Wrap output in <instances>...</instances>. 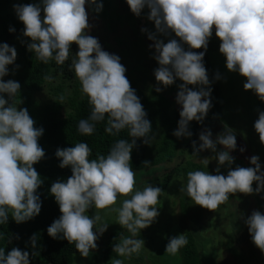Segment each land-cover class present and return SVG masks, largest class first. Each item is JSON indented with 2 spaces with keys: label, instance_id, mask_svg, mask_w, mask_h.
<instances>
[{
  "label": "clouds",
  "instance_id": "clouds-1",
  "mask_svg": "<svg viewBox=\"0 0 264 264\" xmlns=\"http://www.w3.org/2000/svg\"><path fill=\"white\" fill-rule=\"evenodd\" d=\"M126 3L137 17L147 8L146 18L154 23V32L146 28H141V32H148L147 38L153 41L149 47L154 48L153 59L159 65L154 69L155 80L164 87L173 85L177 79L182 81L176 94L181 111L173 132L175 137H191L189 122L202 123L212 107V89L203 58L213 29L220 41L219 52L225 57L226 69L244 77V90H251L264 102V0H126ZM86 5L96 13L103 8L97 0H39V3L13 5L18 20L24 25L23 36L30 40L27 49L39 61L47 64L55 60L57 64H64L69 59L71 45L78 46L71 67L91 105L90 115L79 121L78 131L92 135L96 123L107 116L105 132L115 135L128 129L131 137L130 141L118 140L106 156L97 155L95 159H89L92 150L85 142L57 148L59 167H69L71 175L66 181L58 179L51 184L49 191L58 204L60 216L47 228V234L74 244L82 257H88L109 225L100 210L110 209L117 214L118 224L131 234L114 244L113 252L130 257L144 247V241L135 237L159 216L156 205L163 190L151 184L137 190L130 164L136 140L143 138V143L149 144L154 137L150 136L151 122L146 119L147 113L125 75L126 68L120 63V57L102 50L98 39L88 35L91 25ZM171 34L175 38L166 43L158 39ZM16 58L15 47L0 43V224L7 223L9 213L19 224L33 219L41 210L37 189L43 180L33 165L45 157L38 143L44 129L35 126L26 108L18 110L10 102L19 93V82L2 79L9 74L7 66L14 64ZM45 79L51 80V77ZM215 79H220L219 73ZM155 91L160 92L161 88L156 87ZM59 99L62 104L64 97ZM253 127L264 145V111L258 112ZM211 137L210 129L201 131L199 147L192 142V155L205 149L215 153L212 159L217 161V174L189 171L182 190L194 204L214 212L230 195L259 194L264 190V172L256 155L249 158L254 167L231 168L235 157L229 152L236 149L232 129L225 128L215 140ZM217 145L223 146V150L217 151ZM205 162L208 165L209 158ZM220 166L229 167L227 175L220 174ZM119 196L130 198L124 199L120 207H113ZM93 206L97 212L89 216L86 213ZM244 223L252 243L264 254V214L253 210ZM29 243L32 248L36 246V234L30 237ZM187 244L186 235L178 234L169 238L165 251L176 255ZM0 264H30V253L13 247L6 254L0 248ZM111 264H123V261L112 258Z\"/></svg>",
  "mask_w": 264,
  "mask_h": 264
},
{
  "label": "rangeland",
  "instance_id": "rangeland-1",
  "mask_svg": "<svg viewBox=\"0 0 264 264\" xmlns=\"http://www.w3.org/2000/svg\"><path fill=\"white\" fill-rule=\"evenodd\" d=\"M103 4L99 13L93 11L91 6L86 5L88 22L91 28L88 35L98 39L102 50L120 57V63L125 66L127 75L144 92L160 87V93L169 101V113L180 112L181 106L176 103L178 85L182 83L177 79L173 85L164 87L155 80L154 69L159 65L153 59V44L147 38L148 32H154V23L147 17L148 9L142 10L139 17L129 10L126 0H97ZM39 3V0H10L6 12L16 15L13 5ZM43 15V13H41ZM17 16V15H16ZM18 20V18H17ZM19 21V20H18ZM146 28L148 32H141ZM10 29V28H9ZM15 31L9 30L0 36V43H7L15 47L23 36L24 25L18 22ZM175 38L174 34L169 37L158 36L166 43L168 39ZM29 40V38H28ZM30 42V40H29ZM219 39L215 36V30L209 39L206 51V63L211 69L213 77L217 73L220 79L217 83L216 104L209 109L202 123L190 121L188 130L193 129L191 137H182L171 161L158 163L143 170L135 172L136 189L142 190L151 184L160 187L163 192L159 196V216L149 227L142 229L137 237L144 241V247L138 254L130 257H121L113 252L114 244L121 242L123 237L131 234L117 222V214L110 209L100 210L109 225L107 230L96 241L97 248L90 251L88 257H82L77 251L73 254L71 264H111L112 258L121 259L123 264H182L181 250L176 255L165 251L169 238L186 231L191 232L195 241L198 258L201 264H264V254L254 246L252 238L244 220L251 215L253 210H262V197L264 190L259 194L244 195L236 193L229 196V200L221 204L214 212L201 208L186 194L184 189L187 183V172L208 171L217 174V161L211 150L205 149L193 154V144L199 147V134L204 129H210L212 139L217 134L230 128L236 136V149L229 152L235 157L231 168L237 166L254 167L249 158L253 155L259 157L261 172H264V145L259 141V136L254 130V122L258 119V112L264 111L262 102L259 111L253 92L244 90L245 78L238 73L229 72L225 67V57L219 52ZM185 50L187 45H184ZM78 51L76 44L71 45L69 59L64 64H57L50 60V70L40 86L30 93L31 97L40 103L51 101L56 96H63L62 110L66 107L65 97L70 93L72 84L77 80L71 61ZM18 66V67H17ZM9 74L3 77V81L14 80L15 76L23 71L20 61L8 65ZM210 81V80H209ZM195 90L194 86H189ZM210 87V85H209ZM7 99V94H3ZM212 101V96L210 95ZM20 109V100L17 95L10 101ZM147 147L149 154L156 149L161 138V132L152 134ZM241 148L245 150L240 151ZM223 146L217 145V151H222ZM209 158L206 165L205 159ZM228 166H220V174L227 175ZM60 180L66 181V177ZM256 185L253 184L255 189ZM130 197L119 196L113 207H120L124 199ZM97 209L94 207V214Z\"/></svg>",
  "mask_w": 264,
  "mask_h": 264
},
{
  "label": "trees",
  "instance_id": "trees-1",
  "mask_svg": "<svg viewBox=\"0 0 264 264\" xmlns=\"http://www.w3.org/2000/svg\"><path fill=\"white\" fill-rule=\"evenodd\" d=\"M10 0H0V36L6 33L9 28H14L19 22L16 15H9L6 12ZM30 43L27 37H21L15 46L17 60L21 62L23 71L18 73L14 81L19 82L20 89L17 97L20 100V109L26 108L29 115L35 121V126L44 129L38 143L45 152V157L33 167L40 174L43 183L37 189L41 201V210L33 219L17 224L11 219L5 224H0V248L5 249L7 254L13 247L22 251H29L30 264H71L72 256L77 250L74 244H68L64 239H53L47 234V228L55 219L60 216L58 204L50 194L51 184L61 177L68 178L71 175L69 167L60 168V160L56 158L57 148L72 147L78 142H85L92 150L89 159H95L97 155L106 156L111 147L120 139L131 140L128 129H124L118 134L110 135L105 132L107 116L102 122L96 123L95 131L92 135H83L78 131V123L81 119H87L91 112V105L88 98L82 93L79 80L72 84L70 93L65 97L66 107L62 110L60 97L56 96L51 101L40 103L33 99L30 93L36 90L50 70V61L45 64L36 58L35 53L27 49ZM74 44V43H73ZM72 44V45H73ZM194 51H203L196 49ZM204 66L207 70L212 89V104H216L217 83L213 77L211 69L206 63V52L203 58ZM131 87L135 90L145 112L146 119L151 122L152 133L161 132V138L156 149L149 154L147 147L143 143V138L136 140V145L131 152V167L133 170H143L158 163L169 162L175 156V151L180 144L181 138L173 135L177 129L179 112L169 113V101L153 89L144 92L137 84L126 75ZM256 103V110L259 111L262 101L253 93ZM193 133V129L190 130ZM148 164L145 165L144 162ZM264 197V196H263ZM264 214V199H262V210ZM94 215V206L86 213ZM36 234L37 244L34 248L29 243L30 237ZM188 239V244L181 248L182 264H201L198 258V251L191 232L184 233ZM33 253V255H32Z\"/></svg>",
  "mask_w": 264,
  "mask_h": 264
}]
</instances>
